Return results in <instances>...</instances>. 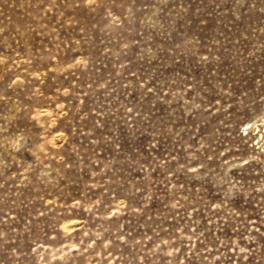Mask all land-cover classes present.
Returning a JSON list of instances; mask_svg holds the SVG:
<instances>
[{"label":"rangeland","instance_id":"1","mask_svg":"<svg viewBox=\"0 0 264 264\" xmlns=\"http://www.w3.org/2000/svg\"><path fill=\"white\" fill-rule=\"evenodd\" d=\"M0 264H264V0H0Z\"/></svg>","mask_w":264,"mask_h":264}]
</instances>
